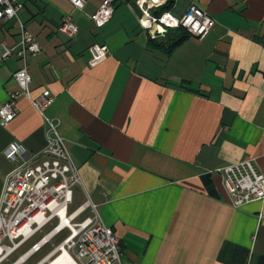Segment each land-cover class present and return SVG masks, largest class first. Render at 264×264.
Instances as JSON below:
<instances>
[{
	"label": "crops",
	"instance_id": "crops-1",
	"mask_svg": "<svg viewBox=\"0 0 264 264\" xmlns=\"http://www.w3.org/2000/svg\"><path fill=\"white\" fill-rule=\"evenodd\" d=\"M104 1L77 10L68 0H19L18 19L0 20V106L24 66L33 97L53 94L47 115L82 180L72 206H98L122 264H264V201L233 208L218 173L253 160L264 175V0H150L153 16L170 3L182 18L194 2L216 21L170 53L152 42L166 33L143 27L141 0H114L97 28L91 17ZM67 20L78 28L72 37L60 32ZM20 24L39 52L3 61L5 48L20 50ZM96 45L109 52L98 63ZM16 109L0 125V199L16 165L7 148L36 155L47 146L31 102L20 98Z\"/></svg>",
	"mask_w": 264,
	"mask_h": 264
},
{
	"label": "built area",
	"instance_id": "built-area-1",
	"mask_svg": "<svg viewBox=\"0 0 264 264\" xmlns=\"http://www.w3.org/2000/svg\"><path fill=\"white\" fill-rule=\"evenodd\" d=\"M68 1L77 10L85 7V0ZM149 1L141 0L139 8L147 18L143 27L152 32L157 29L152 35L155 38L164 35L168 29L181 27L191 37L203 40L216 26V21L194 2L190 3L182 18H176L170 13L160 17L151 15L147 11ZM113 3L114 0H105L91 17L97 28L104 27L113 17ZM21 8L19 0H0V20L18 19ZM20 27V50L5 48L3 61L17 54L25 62L27 53L39 52L22 24ZM60 32L72 37L78 28L67 20L60 26ZM90 51L95 63L109 53L106 47L97 45ZM13 79L18 89L10 93L9 99L0 106V125L6 126L16 118L18 100L26 98L46 124L47 146L36 155L28 154L19 144L10 145L5 151L6 158L16 165L5 179L0 199V264L30 242L28 252L15 263L24 264L65 232L68 234L64 240L37 264H48L52 258L64 253L69 264H122L119 238L102 221L98 206L87 201L81 208L71 210L74 190L82 185V180L59 134L60 122L47 115L55 102L53 94L46 89L38 97L32 96L31 76L26 66L16 72ZM218 173L233 208L264 201V175L253 160L226 166ZM88 211L89 215L84 217Z\"/></svg>",
	"mask_w": 264,
	"mask_h": 264
},
{
	"label": "trees",
	"instance_id": "trees-1",
	"mask_svg": "<svg viewBox=\"0 0 264 264\" xmlns=\"http://www.w3.org/2000/svg\"><path fill=\"white\" fill-rule=\"evenodd\" d=\"M171 7L170 3L165 4L157 8L154 11V15L156 17H160L165 13L169 12ZM191 36L183 29V28H176V29H168L164 37L160 38V41L153 40L154 44L159 48L163 49L165 52L170 53L184 41L189 39Z\"/></svg>",
	"mask_w": 264,
	"mask_h": 264
},
{
	"label": "rangeland",
	"instance_id": "rangeland-1",
	"mask_svg": "<svg viewBox=\"0 0 264 264\" xmlns=\"http://www.w3.org/2000/svg\"><path fill=\"white\" fill-rule=\"evenodd\" d=\"M76 190H77V188L74 191H76ZM74 209H75V207L72 206L71 210L74 211ZM67 234H68V232H65L62 235H60L59 237H57L56 239H54L50 245L43 248L39 253H36L33 256H31L28 259V261L24 264H37V263H39L49 252H51L56 246H58L64 240V238H65V236H67ZM36 239H38V238H36ZM30 245H31L30 242L24 244L19 250H17L13 255H11L7 261H5L2 264H15L20 257L24 256L28 252ZM52 259H54V258H52Z\"/></svg>",
	"mask_w": 264,
	"mask_h": 264
},
{
	"label": "bare ground",
	"instance_id": "bare-ground-1",
	"mask_svg": "<svg viewBox=\"0 0 264 264\" xmlns=\"http://www.w3.org/2000/svg\"><path fill=\"white\" fill-rule=\"evenodd\" d=\"M48 264H69V259L66 254L58 255L53 260H51Z\"/></svg>",
	"mask_w": 264,
	"mask_h": 264
},
{
	"label": "water",
	"instance_id": "water-1",
	"mask_svg": "<svg viewBox=\"0 0 264 264\" xmlns=\"http://www.w3.org/2000/svg\"><path fill=\"white\" fill-rule=\"evenodd\" d=\"M167 31L164 32V34L166 33Z\"/></svg>",
	"mask_w": 264,
	"mask_h": 264
}]
</instances>
